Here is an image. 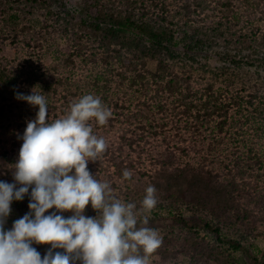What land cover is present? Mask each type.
Masks as SVG:
<instances>
[{"label":"trees","instance_id":"trees-1","mask_svg":"<svg viewBox=\"0 0 264 264\" xmlns=\"http://www.w3.org/2000/svg\"><path fill=\"white\" fill-rule=\"evenodd\" d=\"M77 1L0 0V181L39 110L18 92L46 95L51 120L93 94L112 116L89 121L108 146L88 170L137 210L155 186L138 220L176 223L149 226L163 240L150 264H264V0Z\"/></svg>","mask_w":264,"mask_h":264},{"label":"clouds","instance_id":"clouds-1","mask_svg":"<svg viewBox=\"0 0 264 264\" xmlns=\"http://www.w3.org/2000/svg\"><path fill=\"white\" fill-rule=\"evenodd\" d=\"M35 89L30 95L16 94L39 110L20 137L14 183L0 181V264H150L163 240L148 226L147 215L142 220L138 216L156 207L157 189H145L137 210L136 204L114 197L111 185L88 170L89 161L108 146L89 121L106 124L111 109L99 96L87 94L64 116L51 120L46 95ZM131 177L132 171L125 169L123 178ZM30 189V211L5 230L13 201H22ZM89 203L96 217L85 215ZM51 209L56 212L46 215ZM64 212L72 215L65 217ZM33 243L51 247L42 257Z\"/></svg>","mask_w":264,"mask_h":264},{"label":"rangeland","instance_id":"rangeland-1","mask_svg":"<svg viewBox=\"0 0 264 264\" xmlns=\"http://www.w3.org/2000/svg\"><path fill=\"white\" fill-rule=\"evenodd\" d=\"M67 3V5L69 6L70 9H73L74 11H78L80 5L78 3L77 0H63ZM37 20L39 21L40 18L37 17ZM5 55L6 56H12L13 55V49L12 48H7L5 51H4ZM154 63H150L149 67L151 69H154ZM5 160L4 157H0V166L1 164H3V161ZM194 225L197 223V222H192ZM176 223H174L173 220L171 219H166V220H159V221H152L150 223H148V226H156V227H167V226H170V225H174ZM13 225V223H9L6 221L5 223V228H11ZM263 246H264V243L262 242L261 243ZM180 264H188V262L186 261V259H182L181 263ZM214 264V263H212Z\"/></svg>","mask_w":264,"mask_h":264}]
</instances>
